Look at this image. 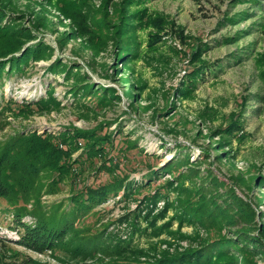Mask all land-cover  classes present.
<instances>
[{
	"label": "rangeland",
	"instance_id": "obj_1",
	"mask_svg": "<svg viewBox=\"0 0 264 264\" xmlns=\"http://www.w3.org/2000/svg\"><path fill=\"white\" fill-rule=\"evenodd\" d=\"M0 27V64L41 56L0 77V264H146L232 238L179 221L210 184L264 249V0H0ZM121 176L62 243L29 234ZM98 236L125 250L90 251Z\"/></svg>",
	"mask_w": 264,
	"mask_h": 264
},
{
	"label": "trees",
	"instance_id": "obj_2",
	"mask_svg": "<svg viewBox=\"0 0 264 264\" xmlns=\"http://www.w3.org/2000/svg\"><path fill=\"white\" fill-rule=\"evenodd\" d=\"M0 29L2 28L0 27ZM14 49L16 50L17 47ZM32 53V55L29 54L27 56H24L25 54L23 53L24 55L13 57L9 61L1 63L0 77L2 75V69L6 64H8V67H11L10 69L12 70L26 62V58L24 57H30L34 60L40 59L41 56L37 54L36 51ZM261 100H264V96L261 97ZM101 140H104L107 146H110L112 143L110 138H101ZM96 148L100 149L98 147ZM99 151L103 152L101 150ZM107 167L113 168L109 164ZM110 168L109 172H112ZM123 180H125V176L113 177L109 182L103 185L90 188L84 193L73 196L72 202L67 210L36 219L38 224L29 234L35 241L47 245H55L58 241L62 243L65 237L67 238L70 236L69 231L73 228L74 224L79 221L82 216L87 214L90 209L103 203L104 200L110 195L116 194L121 188L131 189L130 186L123 185ZM214 185H216V183H214ZM210 186L201 187V190L199 191L198 189L196 195L194 193L195 199L189 200L188 202L185 200L177 206L179 221H188V223L193 226L197 225L198 227H206L207 225L213 224L225 225L232 228L236 227L234 229L235 235L225 240L206 243L197 250H191L171 258H162L154 263L146 264H238L240 261L236 259V255L241 257L242 264H249L246 260L248 255L252 257L253 255L264 254V249L261 248L259 240L256 236H251L249 233L251 231L248 230L251 224H248L247 219L249 218L251 210L234 198L228 199L226 196H216V192H212ZM180 195H183V193ZM184 195H187V193H184ZM197 199L198 202L196 201ZM237 223L240 224L235 225ZM258 231L264 233V228L257 229V232ZM100 240L101 238L98 236L88 241L86 245L91 248L89 249L90 251H96L95 253L102 254L115 253V251L120 253L125 250L124 246H119L122 245V243H120L118 246L114 248L110 247L109 250L104 251L103 247L105 244L102 242V244L99 245L98 242ZM60 247H62V245ZM261 259L264 260V257Z\"/></svg>",
	"mask_w": 264,
	"mask_h": 264
}]
</instances>
